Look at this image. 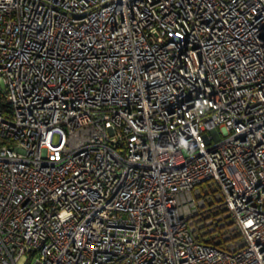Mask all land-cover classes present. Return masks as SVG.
<instances>
[{
    "label": "built area",
    "instance_id": "1",
    "mask_svg": "<svg viewBox=\"0 0 264 264\" xmlns=\"http://www.w3.org/2000/svg\"><path fill=\"white\" fill-rule=\"evenodd\" d=\"M0 79V264H264V0H0Z\"/></svg>",
    "mask_w": 264,
    "mask_h": 264
},
{
    "label": "rangeland",
    "instance_id": "2",
    "mask_svg": "<svg viewBox=\"0 0 264 264\" xmlns=\"http://www.w3.org/2000/svg\"><path fill=\"white\" fill-rule=\"evenodd\" d=\"M205 184H206V183L202 182V184H201L200 186H201V187H204ZM33 261H34V259H33V257H32L28 264H33Z\"/></svg>",
    "mask_w": 264,
    "mask_h": 264
},
{
    "label": "water",
    "instance_id": "3",
    "mask_svg": "<svg viewBox=\"0 0 264 264\" xmlns=\"http://www.w3.org/2000/svg\"><path fill=\"white\" fill-rule=\"evenodd\" d=\"M0 82H2V80L0 79Z\"/></svg>",
    "mask_w": 264,
    "mask_h": 264
}]
</instances>
